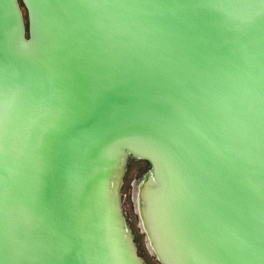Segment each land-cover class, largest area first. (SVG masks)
I'll use <instances>...</instances> for the list:
<instances>
[{"label":"water","instance_id":"water-1","mask_svg":"<svg viewBox=\"0 0 264 264\" xmlns=\"http://www.w3.org/2000/svg\"><path fill=\"white\" fill-rule=\"evenodd\" d=\"M131 158L161 264H264V0H0V264H147Z\"/></svg>","mask_w":264,"mask_h":264},{"label":"rangeland","instance_id":"rangeland-1","mask_svg":"<svg viewBox=\"0 0 264 264\" xmlns=\"http://www.w3.org/2000/svg\"><path fill=\"white\" fill-rule=\"evenodd\" d=\"M24 13L25 23L27 24L26 10L20 2ZM149 165L145 159L131 158L128 161L127 168L124 172L122 184L120 186L122 207L125 217L131 227L134 241L137 245L139 255L143 257L147 264H161V262L151 253L147 247L145 233L139 226L138 215L135 210L132 199V192L136 182H138L148 170Z\"/></svg>","mask_w":264,"mask_h":264},{"label":"bare ground","instance_id":"bare-ground-1","mask_svg":"<svg viewBox=\"0 0 264 264\" xmlns=\"http://www.w3.org/2000/svg\"><path fill=\"white\" fill-rule=\"evenodd\" d=\"M147 177L146 178H144L143 179V181H141V182H144V183H141V188H140V190L138 191H136L135 193H134V199H135V201H136V203H137V200H138V202H140V201H142V197H144L145 196V193H146V191L145 190H147V185H148V181H147ZM147 181V182H146ZM135 186V185H134ZM146 187V188H145ZM137 192H138V194H137ZM136 197H137V200H136ZM138 206V205H137ZM148 220H146V222H147Z\"/></svg>","mask_w":264,"mask_h":264},{"label":"flooded vegetation","instance_id":"flooded-vegetation-1","mask_svg":"<svg viewBox=\"0 0 264 264\" xmlns=\"http://www.w3.org/2000/svg\"><path fill=\"white\" fill-rule=\"evenodd\" d=\"M146 160V159H145ZM148 162V160H146ZM148 165H149V162H148Z\"/></svg>","mask_w":264,"mask_h":264},{"label":"trees","instance_id":"trees-1","mask_svg":"<svg viewBox=\"0 0 264 264\" xmlns=\"http://www.w3.org/2000/svg\"><path fill=\"white\" fill-rule=\"evenodd\" d=\"M22 3V2H21Z\"/></svg>","mask_w":264,"mask_h":264}]
</instances>
